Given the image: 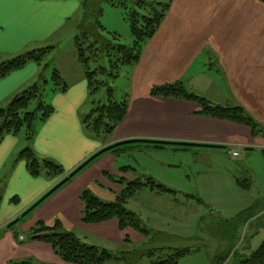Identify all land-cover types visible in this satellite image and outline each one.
I'll list each match as a JSON object with an SVG mask.
<instances>
[{
  "label": "crops",
  "instance_id": "obj_1",
  "mask_svg": "<svg viewBox=\"0 0 264 264\" xmlns=\"http://www.w3.org/2000/svg\"><path fill=\"white\" fill-rule=\"evenodd\" d=\"M170 2L171 7L158 31L145 44L140 61L125 68L126 80L116 91L121 89L127 94L128 113L114 132L105 137L95 136L85 129L80 117V110L90 98L74 45L82 0H3L0 4V63L49 46L54 47L49 55L57 56L46 65L30 61L0 78V108L8 107L15 95L37 82L40 74L46 72L45 68H48L44 73L48 81L47 74L53 75L57 69L67 88L64 91L55 90L57 86L52 88L54 111L41 122L31 142L13 133L6 134L0 142V181L5 178L3 192L6 195V200H0L2 211L10 210L9 216H15L23 208L11 201L13 196L22 197L28 206L26 209L30 208L87 158L127 140L192 144L161 148L178 154L205 152L207 156L226 151L233 155L234 151H239L242 155L243 151L255 149L264 153V134H254L250 126L202 115L198 113L201 106L194 101L150 94L156 85L182 82L189 91L215 105L244 107L264 127V1ZM28 143L39 158H50L62 165L65 174L54 178L45 174L33 176L25 160L19 158ZM117 160L118 156L111 151L104 152L34 208L25 224L0 230V264L25 260L32 264H72L56 254L49 243L29 238L31 229L40 220L52 223L58 219L64 230L73 231L85 243L114 252L127 249L126 238L135 229H120L116 219L95 224L82 221L84 189L109 202L122 191V185L106 174L109 172L115 178L121 176L115 165ZM145 189L141 192L144 200L154 203L165 197L167 204H127L151 230L148 236L134 232L142 239L164 235L179 240V234L166 229L165 224L168 220H182L191 210L190 204H177L183 203L179 195L196 196L177 189H174L176 193H166L169 196ZM160 217L164 221H160Z\"/></svg>",
  "mask_w": 264,
  "mask_h": 264
},
{
  "label": "trees",
  "instance_id": "obj_2",
  "mask_svg": "<svg viewBox=\"0 0 264 264\" xmlns=\"http://www.w3.org/2000/svg\"><path fill=\"white\" fill-rule=\"evenodd\" d=\"M103 2H109L115 6L121 5L125 8L128 6L127 0H83L84 14L74 36L76 55L87 79L90 95L95 94L102 87L106 88L107 99L105 103H97L83 120L85 128L95 136L111 134L126 117L129 107L128 96L117 101L115 87L112 86V83L120 76L122 67L135 65L140 61L145 44L156 34L171 7L170 3L136 1L133 10L127 13L133 37L132 45H127L122 42L120 34L107 31L102 24ZM53 48L49 46L30 50L0 63V78L20 69L30 61L44 64L46 56L50 54ZM52 79L57 86L55 90H66L67 84L57 69H54ZM47 81L42 72L38 81L23 92L15 95L8 107L0 108V142L6 134H17L23 128L27 131V140L31 142L34 139L37 112H41V120L45 121L54 111L53 106L44 100L43 91ZM150 94L154 97L177 98L197 102L201 106V110L198 113L202 115L245 124L251 127L254 134H264V127L244 107L215 105L207 98L189 91L182 82L156 85L151 89ZM34 102L37 107L34 110H30L29 108ZM144 145L162 148L166 145L189 146L192 144L148 139L127 140L113 144L83 161L58 186L36 201L19 218L9 223L8 228L27 216L42 201L56 191L58 187L69 181L99 155L111 151L118 156L123 150L134 147L139 148ZM19 158L26 160L27 167L33 176H39L43 173L50 177L65 174V169L62 165L50 158H39L30 145L21 151ZM130 168L125 166L121 170L125 172ZM106 174L109 178L116 181L112 174H109V172H106ZM124 179L125 177H122V181ZM145 188L159 193H176L174 189L158 182L152 176L143 180L128 181L126 188H123L116 199L110 202L102 200L90 189H84L81 194V199L85 206L82 221L88 224H95L116 219L120 229L131 227L144 236H148L151 230L145 226L144 222L134 211L127 207L129 200L139 190ZM231 221L233 220H226L228 223H231ZM29 238L49 243L56 254L64 261L72 264H104L112 259L122 264H138L145 255L150 257L154 254L153 250L145 252L139 249H125L120 252H114L98 245L85 243L73 231L64 230L61 221H57L54 226L47 225L43 220L38 221L36 226L31 229ZM126 242L130 243L129 237L126 238ZM197 250L199 248L170 247V254L166 258L150 264H178L181 259ZM13 264L32 263L29 260H25ZM238 264H264V242L251 253L242 257Z\"/></svg>",
  "mask_w": 264,
  "mask_h": 264
},
{
  "label": "rangeland",
  "instance_id": "obj_3",
  "mask_svg": "<svg viewBox=\"0 0 264 264\" xmlns=\"http://www.w3.org/2000/svg\"><path fill=\"white\" fill-rule=\"evenodd\" d=\"M136 1L138 0H127V8L121 5H112L109 2L102 3V24L107 31L120 34L122 42L127 45H132L133 43L127 13L133 10ZM144 1L164 4L172 3L170 0ZM83 14L84 9L82 7L80 18H78L80 22L83 18ZM76 31L77 29L75 33ZM65 43H67V41ZM56 56L57 55L46 56L44 65H46L47 62L52 63ZM125 68L127 69L128 65L122 67L120 76L112 83V86L115 87V97L117 101L127 96L121 89L116 91V87H121L126 80ZM45 69L48 70V68ZM47 70L46 72L44 70L45 74ZM51 76V74H49V76L47 74L49 81L45 84L43 93L45 102L52 105V88L55 87L56 84L55 81L51 79ZM106 99L105 87L99 89L95 94L90 95L88 102L80 110L82 122L85 116L91 112L97 103L103 104ZM36 107L37 105L34 102L29 109L34 110ZM40 114L41 112H37L38 117L35 123L36 134L42 124L41 122H43ZM26 132V129L23 128L17 134L21 137H26L27 140ZM102 135L105 137L107 136L106 134ZM28 145H30V143H28ZM174 154H176L177 160ZM200 154L201 155H196V153L178 154L173 153L170 149H167V151L161 148H151L147 150L137 147L128 148L118 154V160L115 165L122 174L116 178V182L119 181L118 183L122 185V188H126L128 181H134L136 179L143 180L153 175L158 182L172 187V189L193 194L202 200L197 201L196 197L192 196L193 198H186L179 195L183 203L177 204H190L191 210H189L186 217L182 220L176 222L168 220L165 224L166 229L179 234L178 236L181 237L179 240L164 235L150 236L146 239H142L140 234L138 235L134 232L135 230L129 227L131 228L129 230L133 231L130 233V243L126 245L127 249H139L145 252L149 250L154 251L152 256L149 257L145 255L142 257L138 264H150L151 262L166 258L170 254V247L199 248V250L191 255L181 259L178 264H238L242 257L251 253L264 242L263 151L261 149L243 151L242 155L239 157L233 156L226 151H217L214 155L208 154L207 156L205 152H200ZM199 156L203 157L200 158ZM125 166H129L132 169L130 168L122 172L121 169ZM54 177L58 176H52V178ZM122 177H125L124 181H122ZM4 179L5 178H1L0 181V200L3 198V200H6V195L4 196L3 192ZM143 191H146V189L138 191L134 197L130 199L128 204H167V199L165 197L158 199L154 203L144 200L141 193ZM163 195L169 196V194L166 193ZM11 201L15 203V205L19 207L22 206L23 208H21L15 216H9L12 211H2L3 204H1L0 230L11 229L13 227L16 228L19 224H25L29 215L34 212V210H32L27 216L11 225L12 227L7 228L6 226L13 222L15 218H19L27 210L26 207H28L25 206L26 204L22 197L13 196ZM251 204H255L254 208L253 206L251 209L247 208ZM233 217L235 220L231 221V223L226 222V220ZM159 219L160 221H164L162 217ZM56 220L58 219H55L52 223L44 221L47 225L54 226L57 222ZM104 264L122 263L112 259L106 261Z\"/></svg>",
  "mask_w": 264,
  "mask_h": 264
},
{
  "label": "built area",
  "instance_id": "obj_4",
  "mask_svg": "<svg viewBox=\"0 0 264 264\" xmlns=\"http://www.w3.org/2000/svg\"><path fill=\"white\" fill-rule=\"evenodd\" d=\"M233 155H234V156H240V152H239V151H234V152H233ZM21 238L23 239V237H21Z\"/></svg>",
  "mask_w": 264,
  "mask_h": 264
},
{
  "label": "snow or ice",
  "instance_id": "obj_5",
  "mask_svg": "<svg viewBox=\"0 0 264 264\" xmlns=\"http://www.w3.org/2000/svg\"><path fill=\"white\" fill-rule=\"evenodd\" d=\"M3 3V0H0V4H2Z\"/></svg>",
  "mask_w": 264,
  "mask_h": 264
}]
</instances>
